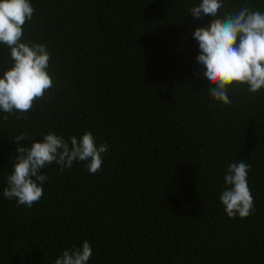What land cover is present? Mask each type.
<instances>
[{"label":"trees","instance_id":"1","mask_svg":"<svg viewBox=\"0 0 264 264\" xmlns=\"http://www.w3.org/2000/svg\"><path fill=\"white\" fill-rule=\"evenodd\" d=\"M200 0H31L23 41L47 46L55 86L26 113L0 112V264H55L87 240L88 264H264V89H228L221 104L196 61ZM264 0H224L225 11ZM189 12V13H188ZM0 44V75L10 67ZM90 131L107 143L101 169H41L31 208L3 195L21 132ZM70 142V141H69ZM243 160L254 200L246 218L220 201L229 165Z\"/></svg>","mask_w":264,"mask_h":264},{"label":"clouds","instance_id":"2","mask_svg":"<svg viewBox=\"0 0 264 264\" xmlns=\"http://www.w3.org/2000/svg\"><path fill=\"white\" fill-rule=\"evenodd\" d=\"M224 8V0H200L189 12L193 20L210 18L207 26L197 27L192 33L199 45L196 61L209 84V96L227 105L231 104L228 89L234 84L246 86L249 93L264 89V12L247 4L234 12ZM34 12L31 0H0V44L8 48L11 61L0 75V112L6 114L2 117L5 121L14 113L23 114L17 118L27 120L26 113L55 86L49 72L51 54L47 46L23 41L24 26ZM30 140L33 138L23 132L14 138L16 155L3 189L6 199L28 208L43 196L48 176L41 174V169L55 164L63 171L83 162L89 173L95 174L108 151L107 143L97 146L90 131L69 140L49 131L42 134L41 140L33 141L31 147L20 144ZM250 169L251 165L241 160L231 163L226 171L220 201L229 218L251 214L254 200L247 182ZM91 255V245L85 240L79 247L65 249L55 264H88Z\"/></svg>","mask_w":264,"mask_h":264}]
</instances>
